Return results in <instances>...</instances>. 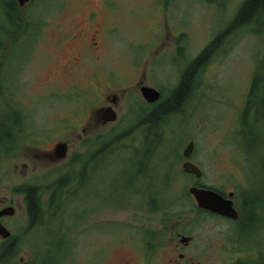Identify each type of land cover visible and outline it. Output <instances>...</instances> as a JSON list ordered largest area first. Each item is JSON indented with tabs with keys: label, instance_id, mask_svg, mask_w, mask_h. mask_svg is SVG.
Masks as SVG:
<instances>
[{
	"label": "rangeland",
	"instance_id": "374dc122",
	"mask_svg": "<svg viewBox=\"0 0 264 264\" xmlns=\"http://www.w3.org/2000/svg\"><path fill=\"white\" fill-rule=\"evenodd\" d=\"M243 1L34 0L20 6V15L31 14L39 26L19 40L16 28L4 37L13 26L0 10L5 27L0 65L10 50L8 63L0 67V117L8 115L10 96L23 116L15 120L9 153L0 158V203L14 207L15 218L6 222L19 234L16 261L10 264L33 256L29 243L46 250L45 264H175L177 250H172L180 236L192 240L188 248H178L192 264H236L264 256V17L228 31L208 52L178 110L154 133L153 147L136 124L141 110L148 111L140 87L158 89L160 101L166 99L189 63L228 29ZM19 28L18 36L24 24ZM113 95L112 108L106 105ZM99 107L110 108L116 120L83 131ZM98 141H108L111 149L104 169L92 170L91 189L66 192L67 200L58 202L66 228L63 249H51L56 239L46 229H35L26 240L18 188L46 187V209L50 187L38 182L50 186L57 178L48 174L40 180L52 167L49 162L37 175L30 173L36 164L33 149L63 142L69 159L86 156L88 143ZM146 148L151 151L142 160L139 152ZM185 160L198 167L200 179L184 172ZM137 170L148 172L152 186L159 178L164 186L148 189L149 178L135 175ZM198 185L225 192L245 186L237 199L240 213L249 189L260 196L253 225L202 214L188 191ZM121 189L124 199L116 202Z\"/></svg>",
	"mask_w": 264,
	"mask_h": 264
},
{
	"label": "trees",
	"instance_id": "16d2710c",
	"mask_svg": "<svg viewBox=\"0 0 264 264\" xmlns=\"http://www.w3.org/2000/svg\"><path fill=\"white\" fill-rule=\"evenodd\" d=\"M34 0H30L28 6L33 2ZM0 10L3 12L5 19L12 25L11 31H8L4 34V37L6 35L8 36L10 32H13V28H16L15 30L18 29V33L13 32L16 34L14 38L17 40L20 39V37L23 35L25 38L27 37L28 33L30 30H35L39 24L36 19H34L31 14H26L20 15V6H18L16 0H0ZM264 14V0H244L241 5L238 7L232 21L230 22L228 29L225 30V32L220 33L203 51L196 57L193 61L189 63V65L186 67L184 73L180 77V82L174 89L173 93L171 96L166 98L163 102L159 103L157 106H155L153 109H151L144 117L143 123L146 125V128L143 131L144 134V141H146V145L154 146V142L157 140L155 137L154 133H157L159 131V125L162 123V120L169 115V113L174 112L178 110L179 106L183 102L184 98L187 96L189 89L191 88V79L193 77V74L195 71L201 66L203 63V60L207 56L208 52L216 46L220 41L221 38L225 36V34L228 31H235L237 29H240L244 25H246L248 22H250L252 19H255L257 16L261 15V17ZM20 15V16H18ZM21 24H24V33L21 34L20 36L19 26ZM0 28H5L2 24ZM12 33V34H13ZM18 37V38H17ZM1 42V39H0ZM2 43H0V46ZM9 51V50H8ZM6 52L5 55V60L3 58V61L0 65L1 68H4V64L8 63L7 60V54L9 52ZM2 72H0V87H2L1 82H3V77L1 76ZM255 75L258 76V70H256ZM3 90V88H1ZM4 91V90H3ZM7 91V90H6ZM7 117H9L6 113L1 116L0 118V153L3 155L0 156L2 158L6 154H8V146H9V139L11 138V131L13 129H16V125L11 124L7 122ZM9 119V118H8ZM10 121V119H9ZM12 122V121H11ZM8 123V124H7ZM156 139V140H155ZM95 148V170H101L104 169L105 163H106V156L108 155V152H110V146L109 142H96L94 144ZM150 148H146L144 151L139 152L142 155V160H147L146 158L148 157L150 153ZM88 153V150H87ZM86 153V154H87ZM137 151H133V155H136ZM85 166L82 167H73L71 166L69 168V171L66 173H62L59 176H56L57 178L53 180L51 185H45L50 187L49 190V196L47 199V205H46V224H45V229L47 231L48 236L51 238H55L56 240H53L51 244V249L55 248L56 250L58 247H64V242H65V237H66V228L65 226L61 225V221L63 220V214H60L61 216H58L60 213V209H58V202H60L62 199L67 200L66 198L68 197L66 192H81L85 189L88 191L91 189V173L87 172V167L91 166V163L89 165L88 161H84ZM145 167V166H144ZM75 170H78L79 172L74 173ZM84 174H82L83 172ZM145 178L148 177V175H144ZM149 178V177H148ZM147 188L150 189L151 187H155L158 189V187L162 188L164 185L163 181L159 178V183L155 186H152V179H147ZM39 186V185H38ZM132 187L131 185L129 188ZM48 189V188H47ZM40 190L45 191L46 187H40ZM96 190V189H95ZM130 190V189H128ZM127 191V189H126ZM131 191V190H130ZM120 193L115 194L114 198L118 201L116 202H121L124 199V190H120ZM22 194L26 195V200L28 201L29 204V211L31 214V218H35L37 215V203L34 198L35 190L34 188H30L28 191H23ZM61 200L59 201V199ZM257 198H253L252 195L247 192V196L245 198V204H243L242 212L240 214V218L238 223L243 224L245 228H250L253 223H254V214L255 208H256V203L260 202L259 200H256ZM255 200V201H254ZM31 219V220H32ZM63 229V230H61ZM240 232H243L240 231ZM238 231V233H240ZM244 236V232H243ZM61 249V250H62ZM49 256V255H48ZM50 257V256H49ZM48 257V259H49ZM247 263H253V264H264V256H260V259L257 261H252V260H245V261H239L236 264H247Z\"/></svg>",
	"mask_w": 264,
	"mask_h": 264
},
{
	"label": "flooded vegetation",
	"instance_id": "af4514ba",
	"mask_svg": "<svg viewBox=\"0 0 264 264\" xmlns=\"http://www.w3.org/2000/svg\"><path fill=\"white\" fill-rule=\"evenodd\" d=\"M12 38H13V36L10 37V39H12ZM9 47H10V45H9ZM9 52H10V50H9ZM174 89L172 90L171 94L173 93ZM156 90L159 92V97H158V99L156 101H154L152 103H148V102H145L143 100V102H144L143 105H144L145 109H147L148 111H145V113H143L142 110H141V113H139V116L141 117V119L136 124L138 125V128H141L140 129L141 131L143 130V128L144 129L146 128V125L143 123V119H144L145 115L151 109H153L155 106H157L159 103H161L164 100H166V99H163V100L160 101V99H161V91H159L158 89H156ZM124 93L126 94V91H124ZM171 94H169V96H171ZM168 97H166V98H168ZM116 100L117 99H116L115 95H113L109 99L110 105H106V106H111L112 105V108L116 107V105H117ZM8 103H9L8 104V116H9V119H10V123L11 124L14 123V125H15V122H16L15 120H17L18 118H23V116H22V113H17L15 111V109L12 107V106H14V103H13V101L11 99V96L9 97V102ZM102 107H104V106H102ZM102 107H99L95 111L94 117H90V119L93 121L92 124H90L89 118L87 117V119H86L87 121L85 123V127L82 128L83 131L91 130L92 127L96 128V127L104 126V125L108 124L107 122L103 121L102 112L99 111ZM173 113L174 112H171V113H169V115L173 114ZM169 115H167V117ZM82 139H83V137H78V140H82ZM57 143L58 142L54 143L49 149H41V148H40L41 150L40 149H33L34 152L32 151V155H33L32 157H33V160L36 161V164H34V162H32L33 165L31 166V168H29L31 174L37 175V173L39 171L41 172L42 165H47V162H49L52 167L49 170H46V171H44L41 174L42 177L40 178V180L44 179V177L46 175H48V174H50L53 177H56V176L61 175L62 173L68 172L69 168L71 166H73V167H82L83 168L85 166L84 161H88L89 165L91 163V166L87 167V172H90L91 174L94 173L92 170H94L95 167H96L95 166V156H96V154H95V148H94L93 142L92 143H88V148H87L88 153L86 154V156H83V155L80 154V155H77V157H75V156L71 155L69 157V159H68V157H65V158H62V159H58L54 155V149H55V146H56ZM187 161L190 162L191 164H193L194 166H196L190 160H185L182 163H185ZM137 165L139 167V164H137ZM140 167H141V165H140ZM24 169L27 170V167L25 165H24ZM76 172H79V171L75 170L74 173H76ZM84 173L85 172H83L82 174H84ZM144 173L146 175H148V177H149L148 172H143V171H139V170L136 171L135 175H137V176L140 175L141 176V174L144 175ZM191 174H189V175H191ZM200 177H199V179H200ZM38 184H44V183L38 182ZM247 185L248 184L245 183V186H247ZM245 186H242V187L241 186L240 187L236 186V187H233L232 189H230V190H228L226 192L221 190V189L204 187V186H201V185L200 186L199 185L196 186V187H199V188L202 187V188L207 189V190H212V191L216 192L217 194H219L225 200H227V199L231 200L232 207L234 208V210L237 213V219H235V220H232V219H229V218H225L223 216L217 215L215 213H212V212H209V211H206V210L199 209L197 206H196V208L199 211L203 212L202 214H204V215L214 216V217H217V218H222V219L230 220V221H232L234 223H237L239 221L240 214H241L240 210H238V207H237V205H238L237 199L239 198V195H243V192H244L243 189L245 188ZM40 187H41L40 185L38 186V185L33 184V183L32 184L24 183V184H21L20 187L18 188L19 189L18 192H20L21 194H22L23 191H28L30 188H34V190H35L34 198H35L36 203H37L38 211H37L36 217L33 218V219L31 218V214H30V211H29V204H28V201L26 200V195L23 194V199H24L23 209H24V214L27 215L28 225H27V228L25 229V232H22V234H23L24 237H26V240H28V241H29L28 238L30 237L31 233H34L36 230L42 229L43 231H45L46 209H45V206H44L45 205V200L43 198V194L45 193V191L40 190ZM249 193L252 195L250 189H249ZM252 197L254 199L257 198L256 200H259L258 197H260V196H252ZM263 203H264V199H263ZM243 204H245V200L243 201ZM7 207L13 208V214H11V215L4 214V215L0 216V224H1V226H3L9 232V235L7 237H2L0 235V264H10V262L12 263L13 261H16L17 249L19 248V236H18L19 234L16 235V233L13 232L11 230L10 226L7 224L8 222H6L7 220H12V219L15 218L16 211L14 210V207L12 205H10L9 203H5L4 200H3V202L1 201V203H0V211L2 209L7 208ZM191 244H192L191 238L190 237H186V236H180L179 239L177 240V242L174 243V247L175 248L172 251L175 252L177 250L175 264H192V260L190 259L189 255L187 256V254L185 252L184 253L183 252H178V248H182V249L188 248L189 246H191ZM27 245L29 246V248L31 247V250H32L31 251L29 249V253L30 254H31V252L34 253L33 256L29 255V257H28L30 262H32L33 264H45L46 263V258H47L46 254H45L46 250L42 251V253H41L40 251L36 250V248H33L31 243H29ZM29 260L24 262L22 257L18 258V261L20 263H24V264L29 262Z\"/></svg>",
	"mask_w": 264,
	"mask_h": 264
},
{
	"label": "water",
	"instance_id": "95a60500",
	"mask_svg": "<svg viewBox=\"0 0 264 264\" xmlns=\"http://www.w3.org/2000/svg\"><path fill=\"white\" fill-rule=\"evenodd\" d=\"M18 6H23L27 4L30 0H16ZM142 98L144 101L152 103L156 101L159 97V92L152 87L142 86L139 89ZM102 112V119L104 122H113L116 118L115 113L110 108H102L100 110ZM192 151V143L190 142L187 147L183 150V156L187 157ZM54 155L58 159L65 158L66 156V144L63 142H59L56 144L54 149ZM184 172L192 173L197 177H200V170L191 164L190 162H185L182 165ZM194 197L196 201V206L199 209H204L209 212L215 213L217 215L229 218V219H237V213L232 207L231 200L223 199L219 194L212 190L191 187L188 190ZM4 214H13V208L7 207L0 211V216ZM0 235L2 237H7L9 232L0 224Z\"/></svg>",
	"mask_w": 264,
	"mask_h": 264
}]
</instances>
